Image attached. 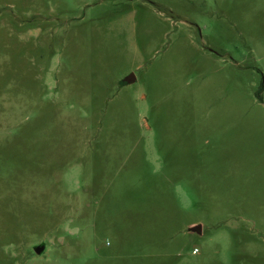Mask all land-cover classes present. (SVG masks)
Instances as JSON below:
<instances>
[{"label":"rangeland","instance_id":"1","mask_svg":"<svg viewBox=\"0 0 264 264\" xmlns=\"http://www.w3.org/2000/svg\"><path fill=\"white\" fill-rule=\"evenodd\" d=\"M0 264H264V0H0Z\"/></svg>","mask_w":264,"mask_h":264},{"label":"water","instance_id":"2","mask_svg":"<svg viewBox=\"0 0 264 264\" xmlns=\"http://www.w3.org/2000/svg\"><path fill=\"white\" fill-rule=\"evenodd\" d=\"M133 81H135V77L133 75H131L130 77L126 78L125 83H132ZM197 231H201L200 227L196 228ZM45 247L44 246H40L36 248V253L37 254H41L44 251Z\"/></svg>","mask_w":264,"mask_h":264},{"label":"built area","instance_id":"3","mask_svg":"<svg viewBox=\"0 0 264 264\" xmlns=\"http://www.w3.org/2000/svg\"><path fill=\"white\" fill-rule=\"evenodd\" d=\"M193 253H194V254L197 253V250L195 249V250L193 251Z\"/></svg>","mask_w":264,"mask_h":264}]
</instances>
